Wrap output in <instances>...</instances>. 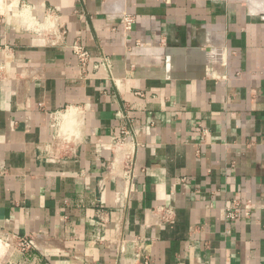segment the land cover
Here are the masks:
<instances>
[{"label": "crops", "instance_id": "crops-1", "mask_svg": "<svg viewBox=\"0 0 264 264\" xmlns=\"http://www.w3.org/2000/svg\"><path fill=\"white\" fill-rule=\"evenodd\" d=\"M0 264H264V0H0Z\"/></svg>", "mask_w": 264, "mask_h": 264}, {"label": "built area", "instance_id": "built-area-1", "mask_svg": "<svg viewBox=\"0 0 264 264\" xmlns=\"http://www.w3.org/2000/svg\"><path fill=\"white\" fill-rule=\"evenodd\" d=\"M133 23H134V19L130 14L123 15V17L121 19V27H122L124 32L130 31ZM76 54L80 57V59L82 61L86 60V58H87L86 53L84 51H82L81 47L76 48ZM121 135L128 136V131L127 130L125 131L124 129H122ZM123 142H125V141H123ZM123 142L121 140L117 139V141L113 144V146H114L115 152L118 151L121 154H123L124 160L126 162L125 167L127 168L128 166L131 165L133 159H132V155L129 152L128 148H126V145H125V147L122 146L124 144ZM246 208H249V207H246ZM226 217L228 219L233 220L237 216L233 212V210L229 208L226 210ZM13 240H14L13 242L15 243V248L21 254L27 253L32 248V241L29 238H26V237L19 238V237L13 236Z\"/></svg>", "mask_w": 264, "mask_h": 264}, {"label": "bare ground", "instance_id": "bare-ground-1", "mask_svg": "<svg viewBox=\"0 0 264 264\" xmlns=\"http://www.w3.org/2000/svg\"><path fill=\"white\" fill-rule=\"evenodd\" d=\"M62 123V122H61ZM62 125V124H61ZM61 127V126H60ZM59 129V128H58ZM60 129H62L63 130V127L62 128H60ZM67 130V129H66ZM74 130H76V129H74ZM67 131H69V129L67 130ZM70 131H71V129H70ZM63 132V131H62ZM72 132V131H71ZM63 133H65V131L63 132ZM62 133V134H63ZM66 133H68V132H66ZM70 133V132H69ZM74 133V132H73ZM58 134V133H57ZM60 135H61V133H60ZM61 136H63V135H61ZM61 136H59V137H61Z\"/></svg>", "mask_w": 264, "mask_h": 264}]
</instances>
